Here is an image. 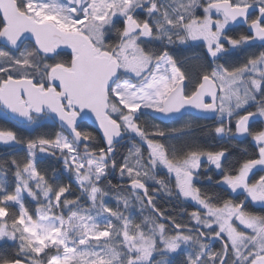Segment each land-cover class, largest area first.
I'll return each mask as SVG.
<instances>
[{
  "label": "snow or ice",
  "instance_id": "snow-or-ice-1",
  "mask_svg": "<svg viewBox=\"0 0 264 264\" xmlns=\"http://www.w3.org/2000/svg\"><path fill=\"white\" fill-rule=\"evenodd\" d=\"M0 264H264V0H0Z\"/></svg>",
  "mask_w": 264,
  "mask_h": 264
},
{
  "label": "trees",
  "instance_id": "trees-1",
  "mask_svg": "<svg viewBox=\"0 0 264 264\" xmlns=\"http://www.w3.org/2000/svg\"><path fill=\"white\" fill-rule=\"evenodd\" d=\"M199 123H200V124H209V123H211V122H207V121H204V120H200ZM169 126H175V125H169ZM23 134L27 135L28 133H27V132H24ZM165 203H166V202H165L164 198L161 197V204H165Z\"/></svg>",
  "mask_w": 264,
  "mask_h": 264
},
{
  "label": "flooded vegetation",
  "instance_id": "flooded-vegetation-1",
  "mask_svg": "<svg viewBox=\"0 0 264 264\" xmlns=\"http://www.w3.org/2000/svg\"><path fill=\"white\" fill-rule=\"evenodd\" d=\"M202 120V119H201ZM204 121H206V120H204ZM207 122H211V121H207Z\"/></svg>",
  "mask_w": 264,
  "mask_h": 264
},
{
  "label": "water",
  "instance_id": "water-1",
  "mask_svg": "<svg viewBox=\"0 0 264 264\" xmlns=\"http://www.w3.org/2000/svg\"><path fill=\"white\" fill-rule=\"evenodd\" d=\"M203 120V119H202ZM206 121H210V120H206Z\"/></svg>",
  "mask_w": 264,
  "mask_h": 264
}]
</instances>
